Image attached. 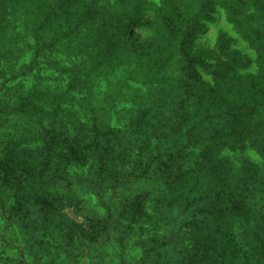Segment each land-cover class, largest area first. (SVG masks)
<instances>
[{
	"label": "trees",
	"instance_id": "16d2710c",
	"mask_svg": "<svg viewBox=\"0 0 264 264\" xmlns=\"http://www.w3.org/2000/svg\"><path fill=\"white\" fill-rule=\"evenodd\" d=\"M208 2L0 0V212L24 247L0 248V264H264V76L225 36L191 48ZM247 16L263 58L264 25ZM112 77L148 86L120 125L116 105H95Z\"/></svg>",
	"mask_w": 264,
	"mask_h": 264
},
{
	"label": "rangeland",
	"instance_id": "374dc122",
	"mask_svg": "<svg viewBox=\"0 0 264 264\" xmlns=\"http://www.w3.org/2000/svg\"><path fill=\"white\" fill-rule=\"evenodd\" d=\"M122 1V0H119ZM158 1V0H156ZM209 7L210 5H213L211 8L210 14L212 15L211 19L204 18L203 21V28L197 33V35L194 38V42L192 45V49L194 51H200L204 49H209L214 51L217 47V44L219 42V39L222 36H225L227 39V45L229 46V49L238 50L241 53H245L249 56L250 65L252 66L251 72L254 75H259L261 77L264 76V57H258L257 52L255 49L251 47V45L245 41L244 39L250 38V36L247 35L249 33V22L247 20L248 13L252 12L254 13L253 18L256 19V21H259L261 25H264V5L258 4L252 6L249 10H245L244 7L238 3L237 0H228L227 2H218L213 3L212 0H209ZM120 7V5H118ZM103 14V13H101ZM104 15V14H103ZM234 19V20H233ZM96 20H101V15H98L96 17ZM237 21L240 22L238 25ZM252 22V21H251ZM98 25V24H97ZM243 26V27H242ZM260 27V26H259ZM213 57L207 56L206 60L209 62H213ZM127 70H133L138 69V66L132 63L131 65L125 67ZM200 69H203V67H199ZM125 70L123 72H120L118 74V78L124 77ZM201 74L203 77H205V72L201 71ZM208 76H210L208 74ZM117 79V78H116ZM115 78H109V79H100L97 81L96 85V95H95V105L106 107L107 109H111L113 106H115L116 111H119L117 114L112 111V123L115 125H120L122 122L131 119L132 112L136 110L139 106L140 99L137 98L136 94L142 93L144 90L147 89V83L143 82V80L138 82H131L130 85L122 87V84H119ZM208 79V78H207ZM233 84V82L228 83V86L230 87ZM122 89V90H121ZM124 93V94H122ZM120 96H124V100H118ZM113 97V102L110 104L106 102L107 98ZM176 175H173L171 178L167 176L165 178V182H169V180L175 181ZM153 182V180H151ZM171 183V182H170ZM152 187H157L154 183H151ZM261 197H259L260 199ZM90 205L96 206L101 208L100 201L96 197H93L92 200L89 201ZM262 207H264V202H260ZM67 217L71 223H73L75 220H77L80 217L79 209L75 205L72 204V206H67ZM152 219L144 217V219L135 227V233L136 236L134 239L129 243L130 249L128 250L130 254H134V252H137L138 254H141L144 249V245L136 241L135 239H142L147 238L149 233L147 232L148 229H151L152 226ZM10 236V230L9 226L3 216L0 212V248L5 251V255L9 254L11 256H17L20 251L24 250L23 244H22V238L19 237L20 242L16 241L14 245L9 243L8 238ZM136 243V244H135ZM120 245L116 244V250L113 254L114 259L120 260L119 254L122 253V251H118ZM118 251V252H117ZM112 258V257H110ZM107 264H112V261L109 260Z\"/></svg>",
	"mask_w": 264,
	"mask_h": 264
}]
</instances>
